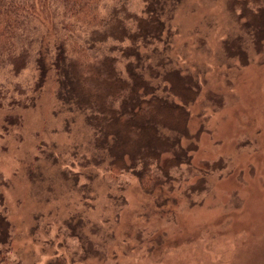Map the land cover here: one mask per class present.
Returning <instances> with one entry per match:
<instances>
[{"label":"rangeland","instance_id":"rangeland-1","mask_svg":"<svg viewBox=\"0 0 264 264\" xmlns=\"http://www.w3.org/2000/svg\"><path fill=\"white\" fill-rule=\"evenodd\" d=\"M233 1L179 0L167 9L170 67L201 86L188 106L191 132L203 129L193 162L225 165L208 171L201 194L177 190L168 194L177 203H158L128 174L119 179L125 202L118 206L112 195L119 188L105 171L80 163L93 154L91 132L86 115L58 98L55 71L34 107H0V211L7 208L13 224L9 264H264V42L262 52L247 50V61L229 54L228 43L250 39ZM130 4L140 11L145 0ZM7 78L0 69V82ZM39 79L31 69L19 78Z\"/></svg>","mask_w":264,"mask_h":264},{"label":"trees","instance_id":"trees-1","mask_svg":"<svg viewBox=\"0 0 264 264\" xmlns=\"http://www.w3.org/2000/svg\"><path fill=\"white\" fill-rule=\"evenodd\" d=\"M178 1L145 0L136 11L130 0H0V69L8 73L0 82V107H34L55 71L58 98L69 111L86 115L91 132L92 157L83 154L80 163L105 171L110 186L119 188L120 194L112 195L118 206L125 202L119 183L124 175L132 174L158 203L168 204L177 203V190L187 198L201 194L208 171L225 167L215 163L204 169L193 162L203 129L191 132L188 106L201 86L170 67L174 31L167 27V9ZM232 8L245 20L250 39L239 36L228 43L229 54L247 61V50L258 51L264 42V0H234ZM28 69L40 74L38 82L19 80ZM7 120L22 124L21 117ZM65 176L79 180L70 171ZM0 204L5 205L4 194ZM12 233L5 208L0 211V264L11 262Z\"/></svg>","mask_w":264,"mask_h":264}]
</instances>
